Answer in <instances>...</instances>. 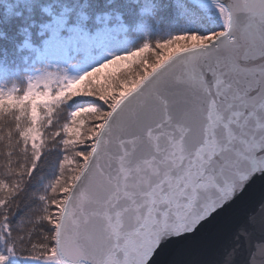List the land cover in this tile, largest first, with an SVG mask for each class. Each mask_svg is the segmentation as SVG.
<instances>
[{
	"label": "snow or ice",
	"instance_id": "snow-or-ice-1",
	"mask_svg": "<svg viewBox=\"0 0 264 264\" xmlns=\"http://www.w3.org/2000/svg\"><path fill=\"white\" fill-rule=\"evenodd\" d=\"M0 264H264V0H0Z\"/></svg>",
	"mask_w": 264,
	"mask_h": 264
}]
</instances>
